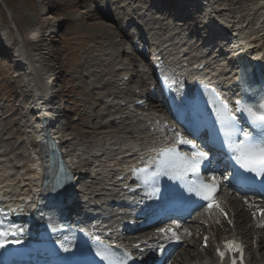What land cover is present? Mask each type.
Wrapping results in <instances>:
<instances>
[{"label":"bare ground","instance_id":"6f19581e","mask_svg":"<svg viewBox=\"0 0 264 264\" xmlns=\"http://www.w3.org/2000/svg\"><path fill=\"white\" fill-rule=\"evenodd\" d=\"M159 1L166 2L169 9H160L152 1L137 3L136 0H92L91 2L94 12L99 17H101L100 12L112 13L114 20L123 27L124 32H119V39L123 38V41L127 38L131 39L129 43L122 40L115 41L113 33L105 25L100 29L102 32L100 34L104 36L102 47L95 45L92 55L81 66V68H87L83 78L89 84V91L96 93V101L101 106L95 114L93 111L97 107L89 108L94 117L91 128L104 129L89 143L80 142L81 139L79 140L77 136L67 133L69 128L66 127L64 116L61 115L63 108L57 105L59 90L53 87L59 71L52 69L56 63L53 65L48 60H45L47 64L43 62L44 57L52 51L44 50L47 37L41 35V27L28 29L31 48L34 47L32 51H36L29 60L21 52L20 44H17V49L14 51L7 50L14 56L12 67L19 71L15 77L20 82L15 80L19 83L17 88L21 98L17 104L22 109L19 118L20 127L26 125L25 118L29 114L35 115L36 121L34 125L31 123L32 126L31 124L26 126L22 138L16 140L12 133L9 136L5 135L4 127L0 126V183H2L0 194L10 207L27 209L30 207L31 198L46 192V189L40 186L39 171L33 170L37 165L39 168L47 166L46 158L41 159L36 156L40 155V146L36 138L40 135L37 126L40 117L39 105L42 104V109H46L50 117L54 119L53 127H51L53 131L51 130L50 133L62 139L61 151L66 158V164L74 173L73 180L77 194V204L74 208L77 209L78 206L90 223L99 221V227L104 223H108L116 230L123 227V218L120 215L127 212L134 198L123 194L117 177L126 169L127 163H133L141 156L149 142L162 140L168 134L165 127L154 123L157 120L164 121L163 115L166 116V113L162 106L155 108L150 105L146 109L144 105L133 106L134 101L146 99V91L152 84L149 82L152 77L145 62L137 60L138 63L131 67L133 57L130 56V51H134L132 41L135 38V32H138L141 27L146 38L150 39V52L157 50L158 55L163 56L167 70L171 72L177 71L174 67L178 64L183 65L186 62L199 64L202 60L213 61L215 63L211 70L213 79L221 78L223 85L228 86L235 79V74L226 75L229 71L225 69L235 64L234 47H238L245 57L264 62V0H209L214 5L210 7L206 18L201 17L198 12L204 6L203 0H185L190 4L182 2L183 0ZM178 7L190 8V10H186L187 13L184 15L183 10L177 11ZM116 10H119L121 14H116ZM187 18L194 23H180ZM168 20H174L177 23L172 24ZM54 27L55 25L49 27L46 36L55 32ZM6 33L5 30H1L0 49L3 47L2 42L14 43L13 36ZM186 34L200 37L197 46L192 47L184 43ZM21 41L26 45L30 44L23 37ZM94 63L97 65L96 68ZM41 69L44 72L41 73ZM176 74H178L177 77L182 76L180 72ZM104 75L110 78L106 80L103 78ZM135 77H139V80ZM108 87H110L109 90ZM3 106L4 104L0 102V108ZM156 109L163 112L159 113ZM152 125H154L153 132L149 131ZM13 140L15 144L10 147ZM150 147L154 148L155 145ZM37 161L40 163L37 164ZM126 180L125 178L124 182ZM218 181L224 185L223 175H219ZM229 190L224 189L220 192L218 207L216 206L209 214L200 213L199 217L187 225L184 231L177 228L175 236L172 233L158 234L152 230L139 231L134 236L133 242L142 240L146 245L159 244L166 248L181 246L187 241L189 231L197 232L198 229L200 231L208 228L211 222H216L220 217L221 206H225L226 203L231 205L237 201L236 192L233 191L230 195ZM116 201H120L121 205H114ZM251 201V198L239 201L240 210L254 209L250 204ZM91 204H96L97 207H92ZM255 208L256 213L261 209L259 206ZM193 225L197 226L193 228ZM198 225H201V228H198ZM262 231L264 227L255 231L258 232L254 242L255 249L253 253L249 252L256 258L255 264H264V248H262L264 233ZM183 237L184 241L181 240ZM251 247V243L248 242L246 249L249 250Z\"/></svg>","mask_w":264,"mask_h":264},{"label":"rangeland","instance_id":"374dc122","mask_svg":"<svg viewBox=\"0 0 264 264\" xmlns=\"http://www.w3.org/2000/svg\"><path fill=\"white\" fill-rule=\"evenodd\" d=\"M148 1H152V3L160 9H169L167 8L168 4L164 1ZM91 2L92 0H0V33L5 25L9 28L10 26H14V29H17L16 32L18 31L17 34H20L27 43H30L31 37H29L28 33L30 27H41V35L45 36L50 29L49 27L55 25L53 28L55 32L49 36H45L47 37L44 45L45 49L52 52L44 57L43 62L45 63V60H48L53 65L56 63V68L54 66L52 69L59 71L57 72L58 75L53 84L54 89L59 90L57 105H60L63 108L61 115L64 116V123L66 127L69 128L67 133H71L72 136H77L79 140L81 139L80 142L84 143H89V141L104 129L96 130L91 128L94 122V117L92 112L89 111V108L96 106L97 108L93 111L95 114L101 106L96 101V93L89 91V84L86 82L87 80L83 78L87 68H81V66L87 58H90L95 45H98L100 48L102 47L104 36L100 34L102 33L100 32V29L105 25L113 33L115 41H123V38L119 39L120 36L118 32L120 31L117 32L115 24L101 19V17L94 12ZM116 14L121 13L119 10H116ZM187 21L191 22L192 20L188 19ZM119 27L121 28L120 25ZM11 32V35L15 36L16 32H14V30ZM116 36L119 37L117 38ZM127 40L128 39H125L123 42L128 43L129 40ZM130 52V56L135 59V53L132 51ZM13 65L14 56L13 54L8 53L3 45L0 49V102L3 103L4 106L2 109L0 108V110L4 112L5 115H3V117H5V120H0V125L5 127V135L9 136V134L12 133L15 135V138L18 136L20 137L19 139H21L24 131L19 123L20 112H22V109L17 105L21 101L17 88L20 80H17L15 77L19 74V71L17 68L12 67ZM93 65L94 68L97 67L95 63ZM107 75L103 76L106 80L110 78L106 77ZM107 89L109 90L110 87ZM18 111L19 113H17ZM156 111L159 113L163 112L159 109H156ZM10 113L12 114L9 115ZM15 114H17V122H14L16 120V116H14ZM87 128L92 130H88ZM14 144L15 140H13L10 147H13ZM235 198L237 199L235 202L236 204H231V209H229L235 214V218L237 216L236 221L240 222L235 224L237 226L230 228L234 229L233 232H237L236 234L239 233L240 237H242L247 243H251L252 247L249 249V252L253 253L255 247L252 242L256 239V236H252V227H254V234L258 233L255 232L259 231L257 222L260 221V219H264V211L260 219L255 216L256 221L254 222L250 216L246 215V212H248L247 210H240L241 204L239 205L238 201L241 198L240 195H236ZM255 201L258 200L255 199ZM254 209L256 210L255 207ZM251 220L252 225L249 224ZM255 224L257 225V228L255 227ZM194 226L197 225H193V228H195ZM198 228H201V225H198ZM215 228L216 226L212 228L213 232ZM204 230L199 231L198 229L195 233L200 234ZM216 231H218L220 235L223 234L220 225L216 228ZM262 232L264 233V231ZM194 236L197 238L195 234ZM191 237L190 239L188 238L189 242L186 243L188 248L184 243L177 249V252L173 253L169 258L171 264H192L197 260L205 262L210 258L212 244L208 247L209 249L202 250L198 243L201 242L199 241V237L198 240L195 238V241L193 237ZM250 257V264H255L256 258H254V255L252 257V254H250Z\"/></svg>","mask_w":264,"mask_h":264},{"label":"snow or ice","instance_id":"6c2138e0","mask_svg":"<svg viewBox=\"0 0 264 264\" xmlns=\"http://www.w3.org/2000/svg\"><path fill=\"white\" fill-rule=\"evenodd\" d=\"M259 108L260 111H254L251 107L242 109L247 112L253 124L259 128V132L255 138L246 136L244 141L236 145L235 151L238 153L236 160L242 168L264 175V103H261ZM220 119L222 123H228L231 117L221 115ZM228 134L230 135L231 133ZM175 137L178 145H188L193 149L191 156L181 154L175 146L168 147L159 153L161 159L153 175H159L165 173V170H171L181 178L188 173H192L198 177L199 166L208 159V153L196 150V145L179 132L175 133ZM143 171H147V169ZM212 181V183H207L198 177L193 186H190L188 190L190 192H195L197 196H201L204 200L208 201L209 207H218L213 200L214 192L217 189L215 177H212ZM159 231L161 233L171 232L172 235L175 236L171 228H161ZM205 241H207L206 237ZM225 247L230 251H240V245L235 242H226ZM219 255L223 258L224 253L219 252ZM102 258L107 259V257ZM233 264H235V260H233Z\"/></svg>","mask_w":264,"mask_h":264}]
</instances>
